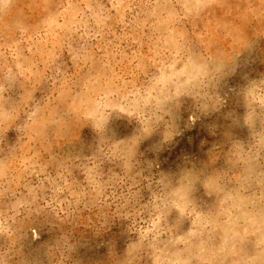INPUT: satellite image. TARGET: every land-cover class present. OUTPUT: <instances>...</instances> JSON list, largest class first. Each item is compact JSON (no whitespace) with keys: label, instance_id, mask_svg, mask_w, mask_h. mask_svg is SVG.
Masks as SVG:
<instances>
[{"label":"rangeland","instance_id":"1","mask_svg":"<svg viewBox=\"0 0 264 264\" xmlns=\"http://www.w3.org/2000/svg\"><path fill=\"white\" fill-rule=\"evenodd\" d=\"M0 264H264V0H0Z\"/></svg>","mask_w":264,"mask_h":264}]
</instances>
